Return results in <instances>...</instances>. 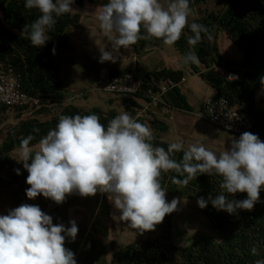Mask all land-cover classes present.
Returning <instances> with one entry per match:
<instances>
[{"label":"clouds","instance_id":"1","mask_svg":"<svg viewBox=\"0 0 264 264\" xmlns=\"http://www.w3.org/2000/svg\"><path fill=\"white\" fill-rule=\"evenodd\" d=\"M73 3L74 0H25L24 7L36 9L40 15L23 25L21 35L27 34L36 48L44 46L50 38L47 33L57 22L55 17L71 12ZM99 9V27L111 45V51L100 47V63H115L121 49L142 39L154 38L171 47L186 27L193 33L187 38L189 46L200 43L202 34L212 39L206 25L189 24L190 0H168L166 6L161 0H108ZM52 51L55 54V49ZM182 60L184 64L199 63L191 48ZM33 139L29 134L21 140L20 158L16 159L28 173L29 200L42 195L63 204L73 194L94 197L98 192L106 193L119 219L140 234L155 231L180 204L177 198L167 200V190L161 183L163 173L173 171L182 176L172 181L182 186L201 174L220 177L216 197H200L197 204L203 209L211 201L218 211L229 214L252 211L264 189V141L251 132L233 138L231 148L218 155L203 144H189L185 149L182 141L170 143L165 149L153 144L155 137L146 124L121 112L107 126L95 113L62 114L35 151L30 146ZM181 151L180 161L172 158ZM15 171L20 174L19 169ZM237 193H246L247 198L228 199ZM69 223V227L54 224L53 218L34 204L23 203L10 209L0 215V264H77L75 253L65 247V242L66 237L75 241L79 229L74 220ZM250 251L253 256L260 254L256 246ZM254 264H264V259Z\"/></svg>","mask_w":264,"mask_h":264},{"label":"trees","instance_id":"2","mask_svg":"<svg viewBox=\"0 0 264 264\" xmlns=\"http://www.w3.org/2000/svg\"><path fill=\"white\" fill-rule=\"evenodd\" d=\"M96 1L101 5L108 2V0H74V3L77 7L83 8L87 3L93 4ZM206 1L196 0V2ZM224 1L227 5L219 14H207L189 24L195 22L206 25L211 36L215 28L224 31L229 40L244 55L245 62L242 65L224 60L212 47L211 40L204 34L200 43L194 47L189 46L187 38L193 33L188 27L184 29L180 40L173 46L182 57L191 48L199 58L198 64H187L192 75L199 77L215 91L216 94L212 98L225 97L231 105L244 112L253 125V134L264 141V111L256 104V94L264 88V0ZM24 4L25 0H0V67L5 71L12 70L20 77L25 93L34 97L43 96L45 102L34 109L0 107V125L7 120L8 112L15 113L18 120L3 138L0 136V190L11 189L15 185L21 188L26 184L28 173L14 164L12 154L19 151L21 140L29 134L34 136L30 145L34 148L50 129L55 128L62 114L95 113L99 115L100 122L105 126L109 120L119 114L115 109L108 112L99 108L85 110L69 103V92L61 81L52 50L56 48L55 42L67 30L80 23L81 16L68 12L55 17L57 22L47 33L49 40L43 47L36 48L30 43L27 34L21 35V30L24 24H30L36 20L40 13L36 9H26ZM161 45H163L161 40L153 38L142 39L130 47L136 57H142L151 48H158ZM215 66L237 73L239 79L230 82L221 78L216 73ZM109 73L112 76L131 74L142 82L140 93L133 98H122L124 111L133 118L135 108L139 107L138 100L145 99L144 92L148 89H157L158 83L162 80H171L179 84L185 79L182 71L166 68L146 71L136 67L111 70ZM164 100L174 110L192 112V106L179 86L170 90ZM28 113L31 117L25 118ZM151 116L149 121H138L150 125L155 137L154 145L167 149L170 143L164 140V135L168 133L169 127L158 118V115L151 113ZM182 156L181 151L174 153L172 158L180 161ZM16 169L20 170L19 175ZM173 178L183 179L173 171L163 173L161 177L162 186L167 190L166 194L171 196L197 201L200 197L205 200H208L209 196L215 198L220 192L218 176L210 177L207 174H201L187 186L174 184ZM246 198V193L228 196L229 200ZM0 203H2L1 195ZM201 211L224 241L216 243L201 240L184 248L175 246L172 243L174 223L173 213H171L156 227L155 231L145 232L140 244L115 246L110 264H254L255 260L264 259V189L260 192V202L252 211L237 210L236 214H229L226 211H218L212 206L211 201ZM253 246L258 247L260 252L258 256L251 254L250 250Z\"/></svg>","mask_w":264,"mask_h":264},{"label":"rangeland","instance_id":"3","mask_svg":"<svg viewBox=\"0 0 264 264\" xmlns=\"http://www.w3.org/2000/svg\"><path fill=\"white\" fill-rule=\"evenodd\" d=\"M167 2L168 0H161L165 6ZM100 5V2L96 1L93 4L87 3L85 8H79L73 3L71 13L80 15L81 21L67 30L55 42L54 63L59 69L61 81L68 89L69 98L78 95L75 103L81 104L85 110L94 107L106 112L108 111L106 109L110 108L106 99L112 97L115 102V111L121 113L125 112L122 106L123 97L115 98L113 95L101 94L95 90L99 74L109 73L116 69H135L136 67L146 71H158L163 68L182 71L186 80L181 86V91L192 106V112H188L184 116L190 119L189 123H194L197 135L207 137L211 141L221 144L225 149H230L232 139H239V137L214 127L201 117V104L213 96L215 91L206 82L192 75L174 46L169 47L163 44L158 48H151L142 57H136L131 47H128L121 49L116 54L119 58L115 63L99 62L100 47H106V50L111 51V45L100 29L97 19ZM226 5L224 0H207L206 2L190 0L192 11L188 22L203 18L207 14H219ZM77 31L80 36L78 35V39L74 40L72 35L76 36ZM211 44L224 60L240 65L245 62L242 52L229 40L224 31L215 28ZM257 95H263L264 98V89H260ZM257 102L259 108L263 110L264 107L261 106L259 100ZM6 117L7 120L0 125L2 138L18 122L17 116L13 112H8ZM28 117H31L30 113L25 115V118ZM170 123L176 124V121ZM145 124L150 128L149 124ZM164 140L172 143L169 135H166ZM37 147H34L33 151L37 150ZM19 158V151L12 154L14 164L23 168V164L16 160ZM28 187L29 185L26 183L21 188L15 185L11 189L0 190L2 199L0 215H6L10 209L27 203L38 205L42 211L53 218L54 224L62 223L65 227H69V222L74 220L79 231L75 241L66 237L65 247L75 253L77 264H110L112 250L115 246L138 245L145 235V233L140 234L129 228L126 222L119 219V212L109 201L106 193L98 192L94 197H81L78 194H73L68 196L63 204H56L42 195L29 200L26 196ZM166 198L169 202L173 198L180 200L178 209L173 212L172 243L175 246L184 248L201 240H210L216 243L224 241V238L204 216L197 201L168 194H166ZM16 199L19 200L16 201Z\"/></svg>","mask_w":264,"mask_h":264},{"label":"built area","instance_id":"4","mask_svg":"<svg viewBox=\"0 0 264 264\" xmlns=\"http://www.w3.org/2000/svg\"><path fill=\"white\" fill-rule=\"evenodd\" d=\"M216 73L230 82L237 81L239 75L229 72L223 67H214ZM234 77L231 78V77ZM185 79L181 83H184ZM171 80H162L157 89H148L145 99L138 100L139 107L135 108L134 118L149 121L151 113L163 116L169 115L171 108L164 100L165 95L175 87L180 86ZM95 90L98 93L133 98L142 91V82L131 74L112 76L110 73H102L97 80ZM45 102L43 96H30L22 89L20 77L12 70L5 71L0 67V107H27L39 108ZM201 117L214 127L240 137L244 132L253 133V125L250 119L238 107L233 106L225 97L209 98L203 105Z\"/></svg>","mask_w":264,"mask_h":264},{"label":"crops","instance_id":"5","mask_svg":"<svg viewBox=\"0 0 264 264\" xmlns=\"http://www.w3.org/2000/svg\"><path fill=\"white\" fill-rule=\"evenodd\" d=\"M85 6H84V8H85ZM76 34H77L76 36L75 35H72V37H73L74 40L75 39L76 40L78 39V35H79L78 31H77ZM185 80H186V78H185ZM184 83H181L180 84V86H179L180 89H181V86ZM263 89L264 88H262V90ZM215 94L216 93H214V95L211 96L210 98L214 97ZM257 94H259V91L257 92ZM257 94H256V104H257V107L259 108L258 102H257L258 100H259V103L261 104V106L264 107V98H263V95H257ZM77 97H79V96L76 95V96H73V97L69 98V103H72V102L75 103ZM106 102L110 106V108H108L106 110L110 111V110H114L115 109V102L112 100V97L106 99ZM204 103H205V101L201 104V108L204 105ZM75 106L80 107V108H83V106L81 104H78L77 102L75 103ZM93 108H91V109H93ZM91 109H89V110H91ZM108 111H106V112H108ZM263 111H264V109H263ZM186 113H188V112H182V111L174 110V111H172L167 116H163L161 114H158V118L161 121H163L164 123H166L167 126L169 127V131H168V133L166 135H169V138L171 139L172 143L173 142H180V141H182L183 144H184V146H185V149L187 148V146L189 144H193V143L203 144L206 148H208L209 150H212V151L216 152L217 154H219V152H221V151H223L225 149L224 147H222L221 144H217L215 141H213V140L211 141L207 137L197 135L196 132H195L196 129H195L194 125H193L194 123L193 124L189 123L188 121H190V119H188V117L184 116ZM174 121H176V124L170 123V122H174ZM166 135H164V137Z\"/></svg>","mask_w":264,"mask_h":264}]
</instances>
